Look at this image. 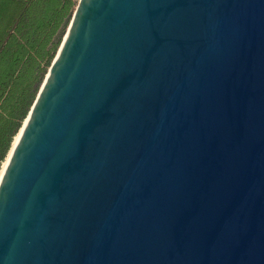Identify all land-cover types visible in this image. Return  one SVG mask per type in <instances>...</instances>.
Here are the masks:
<instances>
[{
	"label": "water",
	"instance_id": "obj_1",
	"mask_svg": "<svg viewBox=\"0 0 264 264\" xmlns=\"http://www.w3.org/2000/svg\"><path fill=\"white\" fill-rule=\"evenodd\" d=\"M0 264H264V0H79L0 181Z\"/></svg>",
	"mask_w": 264,
	"mask_h": 264
},
{
	"label": "trees",
	"instance_id": "obj_2",
	"mask_svg": "<svg viewBox=\"0 0 264 264\" xmlns=\"http://www.w3.org/2000/svg\"><path fill=\"white\" fill-rule=\"evenodd\" d=\"M79 2L0 0V171Z\"/></svg>",
	"mask_w": 264,
	"mask_h": 264
},
{
	"label": "bare ground",
	"instance_id": "obj_3",
	"mask_svg": "<svg viewBox=\"0 0 264 264\" xmlns=\"http://www.w3.org/2000/svg\"><path fill=\"white\" fill-rule=\"evenodd\" d=\"M24 123H25V121H24ZM20 134H21V130H20L19 133L15 136L12 147H14L15 144L17 143V141H18V139H19V137H20ZM10 153H11V150H10ZM10 153L8 154L6 160H5L4 164H3V167H2V169H1V171H0V181H1V178H2V175H3V171H4L6 165H7L8 161H9Z\"/></svg>",
	"mask_w": 264,
	"mask_h": 264
},
{
	"label": "rangeland",
	"instance_id": "obj_4",
	"mask_svg": "<svg viewBox=\"0 0 264 264\" xmlns=\"http://www.w3.org/2000/svg\"><path fill=\"white\" fill-rule=\"evenodd\" d=\"M77 2H79V0H76Z\"/></svg>",
	"mask_w": 264,
	"mask_h": 264
}]
</instances>
